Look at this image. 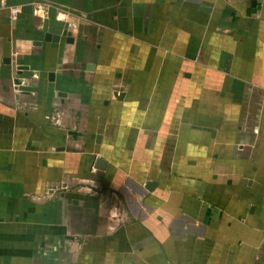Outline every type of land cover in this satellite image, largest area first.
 Returning a JSON list of instances; mask_svg holds the SVG:
<instances>
[{"label":"crops","instance_id":"1","mask_svg":"<svg viewBox=\"0 0 264 264\" xmlns=\"http://www.w3.org/2000/svg\"><path fill=\"white\" fill-rule=\"evenodd\" d=\"M0 264H264V0H0Z\"/></svg>","mask_w":264,"mask_h":264},{"label":"water","instance_id":"2","mask_svg":"<svg viewBox=\"0 0 264 264\" xmlns=\"http://www.w3.org/2000/svg\"><path fill=\"white\" fill-rule=\"evenodd\" d=\"M45 41H53V42H56V41H58V37H53L52 35L47 34V35L45 36ZM38 44L41 45L40 42H39ZM7 62L10 63L11 60L9 59ZM53 76H54L53 74L50 75L51 78H52ZM14 83H15L16 85H19V84H20V81H19V80H15ZM105 165H106V162L104 161V159H101V158L98 159V161H97V168H99L100 170H104Z\"/></svg>","mask_w":264,"mask_h":264},{"label":"built area","instance_id":"3","mask_svg":"<svg viewBox=\"0 0 264 264\" xmlns=\"http://www.w3.org/2000/svg\"><path fill=\"white\" fill-rule=\"evenodd\" d=\"M11 17L17 18L18 17V10L12 11Z\"/></svg>","mask_w":264,"mask_h":264}]
</instances>
